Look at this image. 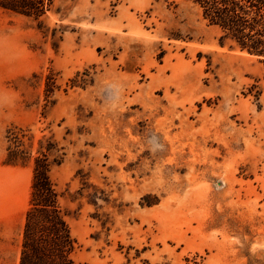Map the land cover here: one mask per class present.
Listing matches in <instances>:
<instances>
[{
    "label": "rangeland",
    "instance_id": "374dc122",
    "mask_svg": "<svg viewBox=\"0 0 264 264\" xmlns=\"http://www.w3.org/2000/svg\"><path fill=\"white\" fill-rule=\"evenodd\" d=\"M263 73L187 0L0 8V264L41 152L80 264H264Z\"/></svg>",
    "mask_w": 264,
    "mask_h": 264
},
{
    "label": "trees",
    "instance_id": "16d2710c",
    "mask_svg": "<svg viewBox=\"0 0 264 264\" xmlns=\"http://www.w3.org/2000/svg\"><path fill=\"white\" fill-rule=\"evenodd\" d=\"M202 18L220 31V40L260 57L264 61V0H187ZM55 0H0V8L40 20L53 11ZM259 107L264 101V73L248 87ZM51 149H48V151ZM61 160L55 158L53 163ZM52 162L41 152L34 159L29 206L18 264H80V248L73 235L71 211L62 204L63 194L51 176Z\"/></svg>",
    "mask_w": 264,
    "mask_h": 264
}]
</instances>
